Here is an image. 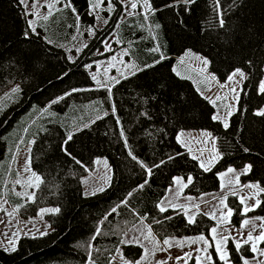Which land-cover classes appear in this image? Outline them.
I'll return each instance as SVG.
<instances>
[{"label": "trees", "instance_id": "trees-1", "mask_svg": "<svg viewBox=\"0 0 264 264\" xmlns=\"http://www.w3.org/2000/svg\"><path fill=\"white\" fill-rule=\"evenodd\" d=\"M20 1L0 0V195L14 173L12 153L32 137L31 168L42 183L31 201L7 195L21 216H34L44 206L59 212L45 216L47 235L21 238L15 251L0 249V264H110L119 249L136 261L142 248L121 240L141 219L161 241L208 235L214 223L205 215L197 213L188 223L182 211L161 212L158 204L175 177H191L184 189L189 195L218 191V173L229 167L251 165L241 183L263 188L250 214L264 217V116L256 114L264 107L258 90L264 0H149L145 14L138 9L126 17L119 1L111 0L116 7L107 23L73 60L68 46L97 23L90 0L60 1L35 32ZM109 35L130 69L110 83H96L91 71ZM187 52L206 59L220 81L237 69L245 74L227 127L212 118L216 107L176 73V59ZM186 130H207L216 139L220 157L208 171L177 141ZM99 157L112 168L111 184L85 197L81 178ZM228 201L233 219L240 220L241 204L234 196ZM229 250L235 264H242L232 244ZM243 254L252 256L247 246Z\"/></svg>", "mask_w": 264, "mask_h": 264}, {"label": "rangeland", "instance_id": "rangeland-1", "mask_svg": "<svg viewBox=\"0 0 264 264\" xmlns=\"http://www.w3.org/2000/svg\"><path fill=\"white\" fill-rule=\"evenodd\" d=\"M60 1L62 0H25L24 3H21L28 20V26L30 27L31 23L32 26L30 28L32 30L33 28L35 29L39 20L44 19L45 16H49V8L47 5H53L51 8L52 14L59 8ZM103 1L104 0L100 2L99 7H92V10L96 13L95 18H100L97 19L95 29L90 28L86 31H82L81 33H85V35H78L73 40L74 42L68 46L66 54L69 60L75 59L80 50L84 48L89 41H92L96 37V29H100L104 25L105 20L108 19L110 13L116 7V5L111 2L112 7L110 9L108 6L109 1L104 5ZM118 1L122 5L125 17L132 15L134 12L138 11V9L144 14L150 10V8L144 6V0ZM97 2H99V0H91V5ZM131 3H136L137 7L132 9ZM106 13L107 15H105ZM114 37V35L107 36L104 40L103 48L97 51L100 60L95 69L91 71V76L92 78L95 76L96 79L93 80L96 83H98L97 81L101 84L110 83L116 80L118 76L124 75L130 69L129 64L124 58V52L115 50V46L112 43ZM197 57L200 59H197ZM202 60H204L203 57L187 52L181 58L176 59V73L186 78L204 98L216 107L214 116L219 117L216 120L220 121L223 126L225 125V122L228 125L229 116L236 110L245 74L243 78L236 75L233 77L232 81H229L228 77L226 80L220 81L214 75L209 73L206 65L202 63ZM262 82H264V66L263 78L259 83L258 90ZM17 100L18 96L15 100H12L11 103L13 104ZM260 112H264V107ZM26 116L27 113L24 114V116H21L18 120V124H20ZM205 132L210 134V138L202 135V133ZM177 137H179V140L177 139L179 144L192 157H196L199 165L203 162L205 167L211 169L219 160L220 156L216 146V139L209 131L186 130L179 132ZM17 141L18 140H15V142ZM33 141L34 139L30 137L29 139H23L19 142L20 144L12 153L11 164L9 166L14 173L12 177L8 179L7 192L12 194L14 198L22 199L24 202L32 200L24 195V193H28L34 197V193L37 189V187L29 186L28 183L29 181H31L32 184L36 183L35 177L32 176V172H34L32 168L30 171L24 170L25 161L30 157ZM189 149H191V151H189ZM9 154L10 150H7L1 165L6 163ZM246 166L239 169L229 167L235 170L232 173L227 171L229 168L219 172L218 191H211L199 195L186 194L184 189L188 184V180H185L182 177H175L173 184L168 188L166 195L158 204L161 205V202H163L162 206L166 210L182 211L187 220L189 216L195 217L197 213H201L212 220L214 223L212 227H217V233L215 239H213L211 234L212 227H210L208 235H203L208 241V245H205L202 241L197 239L201 235L172 237L169 238L172 241V247L168 251L157 252L153 256L152 244L148 240H145L144 235L141 234L142 232L145 235L147 234L148 225L144 222V219H141L143 220L142 223L140 220L122 235L121 244L138 239L139 244L135 242L131 244L139 245L140 247L143 245V247H141L142 255L144 248H148L149 255L143 260V264H156V261L164 260L168 256L172 257V259L168 260V264H177L175 258L184 256L185 253H191V256L181 259L178 264H186V262L188 264L190 261H193L194 264H196V257L200 258L201 264H217V262H220L221 264H235L230 254V244L233 245L238 255L241 257L242 264H244L245 260L248 261V264H264V255L261 254L264 252V248L261 247V240L258 239V237L264 234V220L260 219L264 217L250 214L251 211L257 207L256 201H260V195L263 192V188L258 183L254 182L249 184L258 185V187L250 188L246 186L249 184L242 185L241 176L246 174L243 171ZM112 176L113 172L108 160L104 157L95 158L93 166L87 169V173L81 178L83 195L88 197L103 192L110 186ZM237 177L239 178L238 182ZM177 178H179V183L176 182ZM17 180H19L20 183H16ZM7 192L4 189L2 195H0V207L3 208V211H0V249L6 252H11L13 251V248H16L21 238H37L47 235L51 231V226L47 222L45 216L56 212H42V210L57 208L53 206H44L40 208L34 216H21L18 211V205L12 203ZM17 193H20L21 195H17ZM229 196H234L241 204L240 212L243 217L240 220L233 219L234 209L229 204ZM189 197H191V199H188ZM241 198H244V203H241ZM222 199L224 200V204H221ZM245 207H251L252 210L245 213ZM229 209L232 210L231 217H227V220L221 223V215L223 214L226 216ZM7 213H12V215L9 216ZM213 214L215 215L213 216ZM245 219H247L249 223L248 225L241 227L242 222ZM249 233H251L253 238L251 241L248 240ZM156 239L159 240L157 237ZM216 240L222 241L221 248L226 253V261H221L219 259V254L216 252ZM177 241H183V243L177 244ZM192 241L196 242L192 243ZM237 243H240L241 245L239 249L236 248ZM246 246L252 253V256L250 257L243 254ZM253 246L256 247V252L252 251ZM121 253L122 252L119 249L110 264H124V261L120 259ZM209 256L211 257V260L208 259Z\"/></svg>", "mask_w": 264, "mask_h": 264}, {"label": "snow or ice", "instance_id": "snow-or-ice-1", "mask_svg": "<svg viewBox=\"0 0 264 264\" xmlns=\"http://www.w3.org/2000/svg\"><path fill=\"white\" fill-rule=\"evenodd\" d=\"M25 0H21V3H24ZM100 2H102V0H99V2L95 3V4H92V7H99L100 6ZM186 3H191V2H194V0H185ZM90 3H91V0H90ZM66 6H70V5H66ZM109 8L111 9L112 7V4H111V0H109ZM144 6L146 8H150V4L148 2V0H144ZM47 7L49 8V15L51 14V8L53 7V5H47ZM137 7V4L136 3H131V8L132 9H135ZM48 17L45 16L44 19H47ZM97 19H100L99 17H97ZM105 23H107V20H105ZM221 25L223 24V20H221ZM31 23H30V27H31ZM33 31H35V29L33 28ZM158 49H153V51H157ZM190 54V53H189ZM197 59H200L199 57H197ZM202 63L207 65L208 64V61L206 59L202 60ZM236 75H239L241 78L244 77V73L237 69L235 72H233L231 75L228 76V80L229 81H232L233 80V77L236 76ZM93 79L95 80V76L93 77ZM99 83V81H97ZM260 92L261 93H264V82H262L260 84V88H259ZM13 91H18V89H13ZM109 92H111V89L109 88L108 89ZM55 102V101H54ZM214 103V102H213ZM257 115H262L264 116V112H257L256 113ZM214 120L218 119L219 117L218 116H213L212 117ZM225 127H227V123L225 122ZM123 135V133H121ZM202 135L204 136H208L210 138V134L209 133H202ZM72 139V135L69 134L67 136V140H71ZM177 139L179 140V137H177ZM189 151H191V149H189ZM129 155H131V153H129ZM133 159H136L135 156L132 157ZM171 159V157H170ZM193 159H196L195 156H193ZM77 163H79V161H77ZM31 158H27L26 161H25V171H30L31 170ZM142 167H144L143 164H141ZM200 167L204 168L205 171H208L209 169L207 167H205L204 163L201 162L200 164ZM251 170V165H248L244 168V173H247ZM229 173H232L234 172L235 170L232 169V168H229L227 170ZM148 172L149 174L151 173V169H148ZM32 176L35 177V180H36V183L35 184H32L31 181H29V186H32V187H39V184L42 183V181L40 180V177L35 173V172H32ZM239 178L237 177V182H238ZM177 183H179V178H177ZM188 182L191 183V177L188 178ZM16 183H20L19 180L16 181ZM144 185H140V187L142 188ZM247 187H258V185H252V184H249V185H246ZM17 195H21L20 193H17ZM24 195L28 196L29 199H33V196L28 194V193H24ZM188 199H191V197H189ZM241 203H244V198H241ZM260 203V201H256V206H258ZM163 202H161V205H158L159 206V210L161 212H164L166 211V209L162 206ZM221 204H224V200L222 199L221 200ZM226 206V205H225ZM198 207V206H197ZM252 210L251 207H245L244 209V212H248ZM0 211H3V208L0 207ZM113 211H115V209H113ZM42 212H59V209H43ZM9 216L12 215V213H7ZM215 214H213L214 216ZM232 215V210L229 209L228 212H227V215H221L220 217V222L223 223L227 220V217H231ZM262 220H264V218H260ZM195 221V217L194 216H189L188 217V223H194ZM143 222V220H141V223ZM157 223H159V221H157ZM249 221L247 219H245L243 222H242V225L241 227L245 226V225H248ZM216 233H217V227H212L211 228V234L213 236V239H215V236H216ZM43 234H46V233H43ZM142 235H144V239L145 240H148L151 244H152V255L154 256L157 252H165V251H168L171 247H172V241L169 239V238H165L163 239L162 241L160 240H157L156 237L153 235L152 233V230H151V226H147V234L145 235L143 232L141 233ZM199 241H202L205 245H208V241L205 239V237L203 235L199 236L197 238ZM253 238L251 236V233H249V236H248V240L251 241ZM259 240L261 241H264V234H262L260 237H258ZM123 242V241H122ZM137 243L139 244V240L136 239L134 241H127V243ZM196 241H192V243H195ZM183 241H177V244H182ZM221 244H222V241L220 240H216V252L219 254V259L221 261H226V253L222 250L221 248ZM164 246H167V247H164ZM141 247H143V245H141ZM241 247L240 243H237L236 244V248L239 249ZM13 251H15V248L12 249ZM252 251L253 252H256L257 249L255 246L252 247ZM262 255H264V252L261 253ZM149 255V250L148 248H144V252H143V255L141 257L140 260H136V261H129L127 260L123 254L121 253L120 254V259L124 261V264H143V260L145 258H147ZM191 256V253H185L184 256H180V257H176L175 260L177 261V264L178 262L181 260V259H185V257H190ZM172 259V257L168 256L166 257L164 260H159V261H156V264H168V260ZM209 260H211V257L209 256L208 257ZM187 264V262H186ZM196 264H201V261H200V258L199 257H196ZM244 264H248V261L245 260L244 261Z\"/></svg>", "mask_w": 264, "mask_h": 264}]
</instances>
